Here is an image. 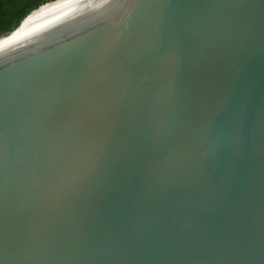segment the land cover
Returning a JSON list of instances; mask_svg holds the SVG:
<instances>
[{
	"label": "water",
	"instance_id": "1",
	"mask_svg": "<svg viewBox=\"0 0 264 264\" xmlns=\"http://www.w3.org/2000/svg\"><path fill=\"white\" fill-rule=\"evenodd\" d=\"M16 29L0 264H264V0H44Z\"/></svg>",
	"mask_w": 264,
	"mask_h": 264
},
{
	"label": "trees",
	"instance_id": "2",
	"mask_svg": "<svg viewBox=\"0 0 264 264\" xmlns=\"http://www.w3.org/2000/svg\"><path fill=\"white\" fill-rule=\"evenodd\" d=\"M43 1L44 0H0V37L10 33L16 28L21 19ZM12 34L5 37L3 40L10 37Z\"/></svg>",
	"mask_w": 264,
	"mask_h": 264
},
{
	"label": "bare ground",
	"instance_id": "3",
	"mask_svg": "<svg viewBox=\"0 0 264 264\" xmlns=\"http://www.w3.org/2000/svg\"><path fill=\"white\" fill-rule=\"evenodd\" d=\"M17 30L18 29H16L14 32H13V34L10 36V37H8V38H6L5 40H3L1 43H0V47L2 46V45H4L7 41H9L14 35H15V33L17 32Z\"/></svg>",
	"mask_w": 264,
	"mask_h": 264
},
{
	"label": "rangeland",
	"instance_id": "4",
	"mask_svg": "<svg viewBox=\"0 0 264 264\" xmlns=\"http://www.w3.org/2000/svg\"><path fill=\"white\" fill-rule=\"evenodd\" d=\"M10 34H11V32H10L9 34H6V35H4V36H1V37H0V43L2 42V40H3L5 37L9 36Z\"/></svg>",
	"mask_w": 264,
	"mask_h": 264
}]
</instances>
